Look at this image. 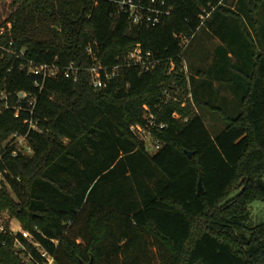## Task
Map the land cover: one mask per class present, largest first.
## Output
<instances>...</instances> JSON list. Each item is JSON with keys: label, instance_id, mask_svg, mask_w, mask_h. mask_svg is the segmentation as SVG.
<instances>
[{"label": "trees", "instance_id": "1", "mask_svg": "<svg viewBox=\"0 0 264 264\" xmlns=\"http://www.w3.org/2000/svg\"><path fill=\"white\" fill-rule=\"evenodd\" d=\"M116 1L13 0L0 23V218L18 219L57 264H264V223L246 225L250 204L264 200V0L219 5L203 24L217 0H164L171 13L156 25L134 23ZM203 25L220 44L196 79L182 70L178 35ZM137 43L159 59L154 68L126 64ZM71 62L77 80L61 71ZM99 62L120 66L96 89ZM39 64L60 68L42 88ZM189 83L185 105L162 102ZM19 92L36 98L33 112ZM198 108L223 126L212 133ZM151 113L166 124L153 128V153L131 130ZM16 132L28 133L30 154H13ZM5 225L0 264H28L16 241L40 257Z\"/></svg>", "mask_w": 264, "mask_h": 264}, {"label": "built area", "instance_id": "2", "mask_svg": "<svg viewBox=\"0 0 264 264\" xmlns=\"http://www.w3.org/2000/svg\"><path fill=\"white\" fill-rule=\"evenodd\" d=\"M223 1L224 0H217L216 2H209L208 7L204 8L200 15L201 24H203L204 21L211 16L213 11L219 5L223 4ZM116 2L118 3L119 9L127 12L129 17L132 19V21L137 24L146 22L147 24L156 25L162 20V18L165 15H169L171 13V7H168V6L166 7L164 0L161 1L160 3H157V0H149L147 3L144 2L143 0L141 1L117 0ZM178 36L187 39V37H183L180 34ZM187 45H188V40L183 42V48H186ZM88 51L92 53L91 48H88ZM126 61H127L126 63L127 65L138 64L144 69H152L159 63V59L154 58L151 51H144L140 43H137L134 46L133 50L129 53ZM119 66H120L119 64H115L112 66L105 65L101 62L95 64L90 69L92 86L96 89H99L105 86L107 80H110L111 78L117 75ZM79 69L80 68L77 65H75V63L71 62L61 71L66 77H73L74 80H77ZM182 70L187 76H189L187 74L188 68L185 62H183ZM32 71L35 74H39V76L42 78L41 81L39 80V82H36V85H39V87L42 88L47 78L56 77L59 74L60 68L57 67L55 64H52V65L39 64V65L34 66L32 68ZM189 87H190V83H189ZM21 93L22 92H19L18 96L21 99L28 98L30 111L33 112L34 106L36 103V98L32 97L27 92H23V94ZM1 97L3 99H7V95L4 92L1 93ZM171 98L179 101L177 97L169 96L167 99L165 96L162 102L166 103ZM188 99H191V100L193 99L191 87H190L188 94L186 95V98L181 101L183 105H185ZM6 105L7 107H10L8 102H6ZM18 111L19 109H17L16 115H18ZM165 126H166L165 123L163 122L159 123L157 116L151 113L145 125L133 124L131 126V130L134 132L135 135H137L140 139H142L145 142L147 149L148 147H147L146 140L147 138H149V140L152 141V145L154 146V152H155L162 146V144H161L160 139L157 138L153 134V128L154 127L163 128ZM30 128L38 129L37 122L34 120H31ZM11 139H12L14 155L18 154L19 152L23 154H30L32 152L33 150L32 146L28 142V133L20 134L16 132L12 135ZM17 179L21 180L20 176H18ZM3 180H5V176H4L3 171L0 169V183ZM0 230L1 231L6 230V225L5 223H3V217L0 218ZM9 230L11 233H15V234L18 232H21L24 237H26L29 241H32L33 244L38 248L40 257H35L31 255L30 252L28 251V254H29V260L27 262L28 264H57V261L54 255L51 254L46 249L40 247L39 242L33 239V235L29 230L20 229L18 231H15L13 228H9Z\"/></svg>", "mask_w": 264, "mask_h": 264}, {"label": "rangeland", "instance_id": "3", "mask_svg": "<svg viewBox=\"0 0 264 264\" xmlns=\"http://www.w3.org/2000/svg\"><path fill=\"white\" fill-rule=\"evenodd\" d=\"M239 1V0H238ZM257 2H260L261 0H256ZM263 1V0H262ZM237 0H224L222 6L230 7L232 5L235 6V3ZM15 7L13 5V0H0V23L7 19L10 14L14 11ZM261 16H263L261 14ZM3 30L0 29V33ZM188 40V45L184 50V59L183 62H185L188 72L187 74L190 75V73H193L195 78L197 77V69L200 67H203L206 69H209V66L213 63V54L215 52L216 46H219L220 40L217 36H211L210 31L208 30V27L203 25L201 26L195 34H193L191 37H187L182 39V42H185ZM210 80H213V77L207 75ZM197 79V78H196ZM218 83L217 81H215ZM215 90L214 92H216ZM224 92V91H223ZM212 93V92H211ZM188 92H184L183 97H178L171 92H165L166 98L168 99L169 96L177 97L179 101H182L186 98V95ZM211 101L212 102H219L217 100L218 97L213 94H211ZM173 99V98H171ZM199 111L200 108H198ZM204 113H203V112ZM202 114L205 117V121L212 133H215L220 127L223 126L222 120L219 117V115L215 112H212L211 110H208L207 108L202 110ZM148 150L150 152H154V146L152 145V141L147 138L146 140ZM3 223L8 224V228H13L15 231H18L20 229H24L22 223L14 218L11 217L9 213H5L3 215ZM264 223V200H255L250 204V216L248 220L246 221L247 227H254L259 224ZM27 230V229H24ZM15 245L18 247L17 252H20V256L22 257V260L24 262H28L29 260V254L28 250L25 246L20 244L19 241L15 242ZM21 249V250H20Z\"/></svg>", "mask_w": 264, "mask_h": 264}, {"label": "water", "instance_id": "4", "mask_svg": "<svg viewBox=\"0 0 264 264\" xmlns=\"http://www.w3.org/2000/svg\"><path fill=\"white\" fill-rule=\"evenodd\" d=\"M21 94H23V92ZM187 153L189 156H192L194 154L193 151H189V150L187 151ZM203 191H204L203 177L202 175H200L199 182H198V192L202 193ZM84 264H92V260Z\"/></svg>", "mask_w": 264, "mask_h": 264}, {"label": "crops", "instance_id": "5", "mask_svg": "<svg viewBox=\"0 0 264 264\" xmlns=\"http://www.w3.org/2000/svg\"><path fill=\"white\" fill-rule=\"evenodd\" d=\"M232 9H235V6L234 5H232V6H230ZM220 42V41H219ZM230 55H232V53H230ZM213 56H214V54H213ZM197 78L199 79V76H197ZM216 81V80H215ZM214 81V85H213V88L214 87H216L217 85H218V83H216ZM205 89H206V91H209L210 90V87L208 86V85H206V87H205ZM229 91H230V88H229ZM224 93V92H223ZM226 96L228 97V98H235V95L234 94H226Z\"/></svg>", "mask_w": 264, "mask_h": 264}]
</instances>
